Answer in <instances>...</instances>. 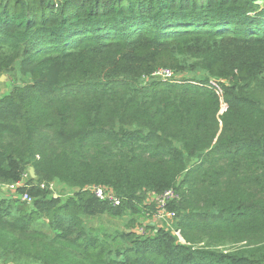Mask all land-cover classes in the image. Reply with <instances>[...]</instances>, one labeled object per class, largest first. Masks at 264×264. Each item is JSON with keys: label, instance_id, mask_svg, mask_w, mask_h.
<instances>
[{"label": "trees", "instance_id": "1", "mask_svg": "<svg viewBox=\"0 0 264 264\" xmlns=\"http://www.w3.org/2000/svg\"><path fill=\"white\" fill-rule=\"evenodd\" d=\"M13 70L0 264H264V0H0V74ZM129 214L146 234L93 224Z\"/></svg>", "mask_w": 264, "mask_h": 264}, {"label": "rangeland", "instance_id": "2", "mask_svg": "<svg viewBox=\"0 0 264 264\" xmlns=\"http://www.w3.org/2000/svg\"><path fill=\"white\" fill-rule=\"evenodd\" d=\"M18 63L14 66H16ZM207 74L201 70H197L194 72H185V73H180L176 75V78L174 80H181L183 78L187 79H192V78H206ZM147 81V80H146ZM173 81V80H172ZM212 82H215L214 80H211ZM23 82V77H21L15 70L9 72V73H4L0 74V97L8 94L11 89L14 87L15 84H21ZM31 169L29 170V174L26 173L24 177L23 184L25 182H28L30 177L34 176L31 173ZM30 175V177H29ZM13 187V188H12ZM4 188H7L8 191H10V194L6 196V198L12 197V195H16V189L18 186H7L5 185ZM49 190L52 194L55 195V197L62 195V196H70L73 195L75 192L73 190H70L66 187H63L60 183H54L52 186L49 187ZM4 197V194L0 190V198ZM23 201V197H19ZM93 221L94 225H101L104 226L106 229L110 231H124L125 229L129 228V225L134 222L133 226L137 230L140 228L141 224H143L144 221L142 218H138L136 216L132 215H123L122 217L119 218H111L109 216H99L96 217ZM174 226V225H173ZM239 248L240 246H236Z\"/></svg>", "mask_w": 264, "mask_h": 264}, {"label": "built area", "instance_id": "3", "mask_svg": "<svg viewBox=\"0 0 264 264\" xmlns=\"http://www.w3.org/2000/svg\"><path fill=\"white\" fill-rule=\"evenodd\" d=\"M152 77L171 81L176 78V75L171 69H159L153 73ZM42 187L45 188V186ZM90 190L100 201L108 202L114 207L121 205V199L117 196L114 190L109 187H93L90 188ZM176 199H178V194L174 189L167 190L161 196L156 197L158 206L157 213L153 221L160 225L163 222L168 223V225H171V219H174L176 217V213H170L168 211V205ZM23 201L31 203L32 198L28 194H26L23 196ZM137 230L142 235L146 234L145 228L143 227Z\"/></svg>", "mask_w": 264, "mask_h": 264}, {"label": "crops", "instance_id": "4", "mask_svg": "<svg viewBox=\"0 0 264 264\" xmlns=\"http://www.w3.org/2000/svg\"><path fill=\"white\" fill-rule=\"evenodd\" d=\"M13 188V187H12ZM2 191L4 192V193H6L7 195H8V193H10V191H8L7 190V188H2ZM146 224V223H145Z\"/></svg>", "mask_w": 264, "mask_h": 264}, {"label": "water", "instance_id": "5", "mask_svg": "<svg viewBox=\"0 0 264 264\" xmlns=\"http://www.w3.org/2000/svg\"><path fill=\"white\" fill-rule=\"evenodd\" d=\"M31 173H32V175L35 177V171H34L33 168L31 169Z\"/></svg>", "mask_w": 264, "mask_h": 264}]
</instances>
